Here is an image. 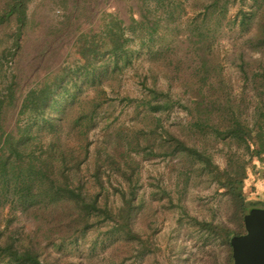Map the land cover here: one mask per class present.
Wrapping results in <instances>:
<instances>
[{"label": "rangeland", "instance_id": "rangeland-1", "mask_svg": "<svg viewBox=\"0 0 264 264\" xmlns=\"http://www.w3.org/2000/svg\"><path fill=\"white\" fill-rule=\"evenodd\" d=\"M210 1L181 0L180 26L173 30L177 59L171 62L151 55L149 45L154 41L155 49L164 40L155 36L143 42L135 34L138 23L153 15L143 0H101L91 19L59 32L68 13L63 0H29L25 18L12 13L0 19V137L31 120L33 134L48 139L52 133L44 120L62 121L69 144L84 138L80 184L98 202L122 207L119 215H91L76 228L68 224L71 213L64 205H35L24 212L2 202L0 236L32 241L48 264H233L229 238L246 231L249 208L243 214L219 172L227 167L232 177L240 173L244 200L264 207V0L225 2L221 26L209 33L205 55L215 68L205 77L195 71L193 44L184 33L189 19H209L204 9ZM10 2L0 0V14ZM110 18L128 37L130 61L123 70L91 82L85 77L71 81L66 74L61 84L70 90L68 100L58 95L35 117L29 110L20 112L30 88L82 64L78 39L103 34ZM254 35L255 40L245 41ZM197 101L211 113L203 114L199 128L185 138L180 129L194 120ZM59 105L64 111L56 110ZM235 118L247 129L240 140L222 130ZM77 120L87 123L82 132ZM166 128L177 131L175 139L184 145ZM40 153L39 146L35 155ZM74 168L68 162L63 171ZM6 260L0 254V264Z\"/></svg>", "mask_w": 264, "mask_h": 264}, {"label": "trees", "instance_id": "trees-1", "mask_svg": "<svg viewBox=\"0 0 264 264\" xmlns=\"http://www.w3.org/2000/svg\"><path fill=\"white\" fill-rule=\"evenodd\" d=\"M28 1L11 0L4 14H0V19L12 13L25 18V6ZM63 1L67 2L68 13L65 24L61 29H59L60 27L56 29L58 32L65 30L70 25L78 27V21L81 19H91L101 0ZM226 1L211 0L204 9L205 16L209 17L208 20L203 19L193 23V18H191L187 21L188 24L186 23L184 34L188 40L192 41V51L197 59L195 71L205 77L211 74V68H215L214 65H209V59L205 55L206 50L211 45L209 33L211 30H216L218 25L221 26L220 18L222 17L220 15ZM143 2L147 6L146 12L153 15L151 18H147L145 22L140 21L138 23L140 30L135 32L136 36L143 42H152L155 36L159 37V40L164 41L160 42L157 48L154 49L156 47L154 41L150 45L148 44L151 46L153 58L161 59L164 62L176 60L177 52H174V49L178 46V39H176L173 30L180 26V22L176 21V16L183 9L180 7L181 0H143ZM61 4L65 3L62 2ZM210 17H215L213 22L210 21L212 19ZM119 24L114 18H110L104 25L103 34L98 36L97 33H87V36L85 34L84 38L78 39L77 48L82 64L69 69L62 76L56 75L51 83L30 88L22 99L19 111L29 110V114L35 117L37 114H43L54 105L59 100L57 99L58 95L64 94L63 100H68L70 90L65 84H61L66 74H69L68 79L71 81L85 77L91 82V80L100 81L112 74L121 72L125 64L130 61L131 50L127 44L128 37H124L123 28ZM253 28L256 29L255 26ZM92 31L93 29H90V32ZM261 32H264V27ZM167 34L169 35L165 41ZM256 36L254 35L253 38L250 37L245 41L252 42ZM257 40L260 42L261 38ZM151 74L154 79L155 71L152 66ZM64 103L66 104V102ZM196 104L198 106H194V110H191L194 120L183 125V128L180 129L185 138L190 137L189 133L193 128H199L203 114L209 116L211 113L210 111L204 112L205 107L202 110L199 101ZM64 108L65 105H59L56 110L62 112ZM151 108L153 109V106ZM151 117L156 118L153 115ZM235 119L234 124L223 125L222 130L226 136L240 140L247 133V129L243 122ZM44 121L46 128L52 133L48 139L37 138L36 134H33L31 127L34 122L31 120L23 126L17 124L13 131H4L0 137V203L9 201L12 207L24 212L35 205L53 208L64 205L66 211L71 213V220L68 224L76 228L82 227L84 219L91 215L113 217L121 214L122 207L112 208L107 203L98 202L91 191L80 184L84 173L78 167V158L84 148L82 143L84 138L76 137L77 139L69 144L65 131L61 128L62 121L58 123L50 116ZM35 123L37 124V120ZM76 123L79 126V132L86 128L87 123L78 120ZM163 130L172 139H175L177 131L169 128ZM39 132L41 131L39 130ZM131 140L129 139L128 144H132ZM175 140L178 144L184 145V142L179 138ZM35 142L38 143L35 144ZM39 146L42 153L35 155V149ZM68 162L76 167L71 172L63 171V166ZM219 174L225 176V181H222V184L239 198L244 214L248 208L254 205L255 201L244 200L241 193V174L234 173L232 177L227 167ZM230 235L229 233L228 237ZM233 236L229 238L230 242ZM19 241H15L11 234L0 236V254L4 253L7 256L4 264H48L40 260L38 247L35 243ZM4 259L3 257L2 260Z\"/></svg>", "mask_w": 264, "mask_h": 264}, {"label": "water", "instance_id": "water-1", "mask_svg": "<svg viewBox=\"0 0 264 264\" xmlns=\"http://www.w3.org/2000/svg\"><path fill=\"white\" fill-rule=\"evenodd\" d=\"M245 232L231 239L233 264H264V207L244 214Z\"/></svg>", "mask_w": 264, "mask_h": 264}]
</instances>
